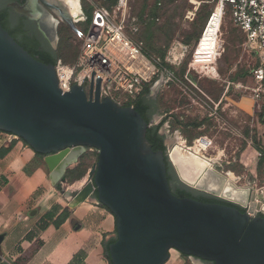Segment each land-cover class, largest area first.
<instances>
[{"label":"water","instance_id":"1","mask_svg":"<svg viewBox=\"0 0 264 264\" xmlns=\"http://www.w3.org/2000/svg\"><path fill=\"white\" fill-rule=\"evenodd\" d=\"M72 32L65 7L40 0ZM100 80L86 94L58 86L55 66L31 57L0 25V132L17 137L47 159L68 151L71 158L50 169L54 188L87 149L97 152L89 183L96 202L115 218V237L107 250L111 264H165L174 250L193 264H264V200L250 188L236 187L207 168L194 187L181 180L168 151H153L147 122L130 106L100 98ZM165 158L185 187L243 208L178 198L170 190ZM242 189L246 200H232ZM79 190L63 192L76 199ZM92 196V194H91Z\"/></svg>","mask_w":264,"mask_h":264},{"label":"rangeland","instance_id":"2","mask_svg":"<svg viewBox=\"0 0 264 264\" xmlns=\"http://www.w3.org/2000/svg\"><path fill=\"white\" fill-rule=\"evenodd\" d=\"M90 1L109 10L116 2ZM4 6L5 1L0 0V9ZM214 8L211 0H128L125 19L128 24L133 21L136 25L134 38L148 54L164 61L174 46L185 51L175 65L166 63L163 78L154 79L149 91L140 97L153 101V123L167 136L171 162L172 155L182 158L197 152L212 160L213 170L229 180L232 178L236 187L252 189L254 202L261 203L260 198L264 200V99L256 100L253 96L252 90L257 88L251 77L253 60L243 50L244 35L232 24L228 6L218 33L220 47L216 61L194 55ZM220 16L221 10L217 8L212 19L216 28L211 31H217L216 21ZM88 26L75 25L84 34ZM57 38L54 43L57 62L64 65L76 62L82 47L76 33L60 23ZM201 50L200 47L198 54L211 53ZM200 138L205 142L194 145ZM96 161L97 152L87 149L67 169L65 182L56 189L62 206L67 204L63 192L79 190L91 183L90 170ZM177 163L172 162L178 172ZM91 198H95L94 192ZM165 264L193 262L172 251Z\"/></svg>","mask_w":264,"mask_h":264},{"label":"crops","instance_id":"3","mask_svg":"<svg viewBox=\"0 0 264 264\" xmlns=\"http://www.w3.org/2000/svg\"><path fill=\"white\" fill-rule=\"evenodd\" d=\"M49 173L43 156L0 132V264H109L114 216L91 196L62 206Z\"/></svg>","mask_w":264,"mask_h":264},{"label":"built area","instance_id":"4","mask_svg":"<svg viewBox=\"0 0 264 264\" xmlns=\"http://www.w3.org/2000/svg\"><path fill=\"white\" fill-rule=\"evenodd\" d=\"M78 1L81 16L75 25L86 23L81 0ZM84 1L92 7V17L86 23L89 26L85 34L79 29L76 32L77 38L82 42L80 54L73 65H64L61 61L55 65L58 86L62 92H68L73 85H77L82 86L88 94L91 84L95 87L96 80L99 79L101 99L109 98L119 105L121 102L129 104L135 101L145 88H150L154 79L163 78V63L175 65L184 56L185 51L179 46L172 48L163 63L157 58L147 56L142 45L134 38L138 31L136 25L133 21L128 24L125 19L128 0H116L110 10L95 5L90 0ZM211 3L215 4V8L200 35L194 55L216 61L220 47L218 33L228 6L232 24L244 35L243 50L253 60L251 77L257 86L252 90L253 96L256 100H263L264 0H211ZM217 8H220L221 16L216 21L217 31L214 32L211 30L215 29L216 25L212 23V19ZM200 47L201 51L211 53L198 54ZM198 142L202 144L205 140L197 139L194 145ZM172 251L174 250L169 254Z\"/></svg>","mask_w":264,"mask_h":264},{"label":"flooded vegetation","instance_id":"5","mask_svg":"<svg viewBox=\"0 0 264 264\" xmlns=\"http://www.w3.org/2000/svg\"><path fill=\"white\" fill-rule=\"evenodd\" d=\"M5 6L0 9L7 10V17L3 25L7 32L13 34V39L23 45L38 44L41 49L54 50V43L58 40L57 28L60 25L55 24L54 20H58L57 14L47 6L42 4L40 0H4ZM152 100L146 99V104L149 106L146 117L149 118V127L157 126L153 123V106ZM158 135L163 137V146L166 153L169 149L167 144V136L158 131ZM171 145V144H170ZM172 150L170 149L169 154ZM214 204H221L230 207H236L242 212L243 208L237 207L225 201H217ZM202 264H212L209 262H202Z\"/></svg>","mask_w":264,"mask_h":264},{"label":"trees","instance_id":"6","mask_svg":"<svg viewBox=\"0 0 264 264\" xmlns=\"http://www.w3.org/2000/svg\"><path fill=\"white\" fill-rule=\"evenodd\" d=\"M81 7H82V12L84 17L86 18V23H88L91 20L92 17V7L87 3L82 1L81 2ZM7 10L3 9L0 11V25L5 29V26L3 25L5 18L7 17ZM6 30V29H5ZM9 33V32H8ZM11 37H13V34L9 33ZM15 40V39H14ZM16 41V40H15ZM20 46L24 48L25 51L28 52V54L35 58L37 61L40 63L46 64V65H56L57 62V54L54 50L52 49H41L38 44H31V45H23L16 41ZM143 52L149 56L152 57L150 54H148L144 48ZM75 63V62H74ZM69 64V65H73ZM161 63L163 61L161 60ZM166 64L163 63V66L165 67ZM149 91L148 88H145L143 91V94L145 92ZM141 96V95H140ZM138 97L135 101L126 104V106H132L135 111L147 122L149 125V118L146 117L147 110L149 106L146 104V98L144 97ZM195 128H198L199 126H195ZM159 126H152L148 127L146 130V139L148 143L151 145L153 151H161L162 153L165 152V148L163 146V137L158 135L159 131ZM41 156V155H39ZM165 165H166V174H167V181L170 187V190L172 194L178 198H193L197 201L200 202H205V203H216L219 199L212 197L210 195L202 194L200 192H196L194 190H191L185 186H183L178 179L176 178L171 165L168 163L167 159L165 158ZM94 196L96 198V192H94ZM221 201V200H219ZM241 211V210H240ZM242 212V211H241ZM114 242V239L109 240L105 245H104V250H105V255L108 260V263L111 264L110 259H109V254H108V246ZM182 256V255H181ZM184 258H187L185 256H182Z\"/></svg>","mask_w":264,"mask_h":264},{"label":"bare ground","instance_id":"7","mask_svg":"<svg viewBox=\"0 0 264 264\" xmlns=\"http://www.w3.org/2000/svg\"><path fill=\"white\" fill-rule=\"evenodd\" d=\"M56 1H59L65 7L66 11L71 16L74 23L78 22V18L81 16L80 4H79L78 0H56ZM191 4L197 5L194 2H191ZM71 157L72 156H70V153L68 151L62 152L60 154H57L53 157L48 158L47 159V166H48V168L52 169L59 162H62L65 159L68 160ZM172 162H174L175 165L178 162L177 168H178V172H179L181 178L186 182V184H188L191 187L195 186L200 175L207 168H212L211 164H213L212 160H209L207 158L200 156L197 152H194L191 155L188 154L187 156H183L182 158H178L177 156L172 155ZM232 180L233 179L230 178L229 181L232 182ZM92 191H93V188L89 183L83 185L80 188L79 196L76 199H74L73 201H71L70 206L73 207L81 201L88 200L92 194ZM246 195H247V193L245 191L243 192L242 189H234L233 192H231L230 196H231L232 200L241 201L243 203L246 200Z\"/></svg>","mask_w":264,"mask_h":264}]
</instances>
